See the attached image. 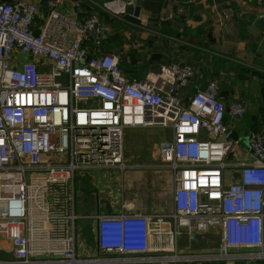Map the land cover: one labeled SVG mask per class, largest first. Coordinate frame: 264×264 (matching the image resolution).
<instances>
[{
    "label": "built area",
    "instance_id": "built-area-1",
    "mask_svg": "<svg viewBox=\"0 0 264 264\" xmlns=\"http://www.w3.org/2000/svg\"><path fill=\"white\" fill-rule=\"evenodd\" d=\"M63 1L44 0L38 36V0L0 2V240L12 253L0 264L264 263V135L233 137L215 82L184 101L189 65L132 80L122 53L90 55L87 44L100 46L112 27L63 14ZM132 5L99 8L124 20ZM228 113L238 120L246 108L234 102ZM153 127L173 135L154 168L172 174V212L130 213L123 202L120 213L91 215L99 255L78 257L77 176L134 169L125 133ZM213 230L215 250H182Z\"/></svg>",
    "mask_w": 264,
    "mask_h": 264
},
{
    "label": "crops",
    "instance_id": "crops-1",
    "mask_svg": "<svg viewBox=\"0 0 264 264\" xmlns=\"http://www.w3.org/2000/svg\"><path fill=\"white\" fill-rule=\"evenodd\" d=\"M14 1L0 0L8 4ZM110 1L64 0L59 8L63 14L79 20L96 15L101 22L112 27L111 34L107 36L109 40L106 39L103 44L101 42L100 46L87 44L91 55H99L106 50L122 51L123 58H127L122 62L125 73L128 77L130 74L131 77L140 74L141 78L137 76L136 80H142L147 75L158 72L162 66L172 63L189 65L193 69V77L187 88L180 91L184 101L196 92H201L206 84L215 82L220 87V99L226 107V122L234 132L233 137L241 140V137H247L251 131L264 135V33L259 36L257 33L254 36L253 31L251 32L256 18L264 17V0H164L167 3L161 8V14H154L152 18L155 22L166 23L160 27L159 32L145 28L148 15L143 14L141 17L143 25L138 27L100 10L99 6ZM122 1L129 3L135 0ZM38 3L40 12L35 21L38 27L36 33H39L48 12L44 0H38ZM234 102H241L246 108V115L238 120H232L228 113ZM153 128L128 129L125 133L135 138L132 139L131 146L126 142L125 163L135 167L129 170L139 172L134 175L136 183L142 179V173L147 171L171 174L167 169H154L160 162L161 149L171 142L164 141L149 147L148 144L153 141L150 135ZM139 146L155 151L153 158L148 160L147 154H139L136 151ZM140 158H145V162H132ZM101 172L96 170L79 174L76 179L74 211L79 218L75 226V241L76 254L80 258L99 255L96 222L89 216L96 213H120L123 202L127 207L126 211L130 213L162 214L150 212L141 206L138 209L132 203L133 198L127 199L128 202L125 200V185L122 179L124 175L121 176L122 188L117 196V199L121 197V201L116 208L107 206L106 209H102L104 188L97 177ZM113 185L114 183H110L106 192H109ZM172 210L173 206L171 212ZM84 234H87V239L84 238ZM206 236L198 237L197 242L192 244L184 242L181 244L182 250L198 252L215 250L216 245L205 248ZM2 247L9 248L0 240V248Z\"/></svg>",
    "mask_w": 264,
    "mask_h": 264
},
{
    "label": "rangeland",
    "instance_id": "rangeland-1",
    "mask_svg": "<svg viewBox=\"0 0 264 264\" xmlns=\"http://www.w3.org/2000/svg\"><path fill=\"white\" fill-rule=\"evenodd\" d=\"M151 138L153 141L148 146H154L156 143L160 142H172L173 135L172 131L168 128H160L155 127L152 129ZM132 136V135H131ZM128 133L125 134V145L126 142L129 146L132 145V138ZM247 137H241L242 143H246ZM146 141V140H145ZM144 141V142H145ZM142 143V141H141ZM158 144V146H159ZM138 153L147 154L146 159L150 160L153 158V150L145 149V147L141 148L140 146L137 148ZM141 159V160H140ZM132 161L133 163H144L145 158H140ZM101 174H98V181L101 182L102 187L104 188L103 193V202L102 209H106L107 206H110L112 209L116 208L118 203L121 201V197L117 199L119 195V191L121 187V174L116 173L111 170H101ZM139 172L127 170L122 178L124 181L125 189L124 192L126 194L125 200L134 199L133 204L137 206L139 209L140 206L142 208L148 209L150 212L155 211L156 213L167 214L171 212V195H172V176L168 172H157V171H147L142 173V179H140L137 183L135 182L134 175ZM110 183H114V185L109 189V192H106V189L110 187ZM115 188V189H114ZM123 190V189H121ZM117 192V194H116ZM153 196L155 198L153 199ZM128 202V201H127ZM144 204H143V203ZM84 238L87 239V234H84ZM220 235L216 230L211 231L207 234L205 239V248L215 247L219 243ZM4 248V247H2ZM6 251H0V258H10L12 253L9 248H4ZM211 249V248H210ZM214 249V248H213ZM196 251V250H195Z\"/></svg>",
    "mask_w": 264,
    "mask_h": 264
},
{
    "label": "water",
    "instance_id": "water-1",
    "mask_svg": "<svg viewBox=\"0 0 264 264\" xmlns=\"http://www.w3.org/2000/svg\"><path fill=\"white\" fill-rule=\"evenodd\" d=\"M167 1L164 2V0H135L134 5L126 8L124 20L126 22L133 23L134 25H136L138 27H142V25H143L142 19L143 18H141V17L143 16V14L148 15L147 16L148 20L145 21V28L159 32L160 27L164 26L166 23L155 22L152 18L154 16V14H157V15L161 14V8L165 7ZM255 29H257L258 32H255L256 31ZM251 32L254 36H256L257 33H258L257 34L258 36L261 35L262 33H264V17L256 18L253 26L251 27ZM35 35L38 36L39 33H36ZM126 59L127 58H123L122 61L125 62ZM207 86H208V84L205 85V88L201 89V92H205Z\"/></svg>",
    "mask_w": 264,
    "mask_h": 264
},
{
    "label": "trees",
    "instance_id": "trees-1",
    "mask_svg": "<svg viewBox=\"0 0 264 264\" xmlns=\"http://www.w3.org/2000/svg\"><path fill=\"white\" fill-rule=\"evenodd\" d=\"M108 36H109V35H108ZM106 39L109 40L110 38L106 37V38L102 41V44L104 43V41H105V42L107 41ZM121 52H122V51H119V50L115 49V50H110V51H107V50H106L105 53L121 54ZM90 55H91V54H90ZM92 56H93V55H92ZM122 58H123V54H122V56H121V62H120V64H121L122 70H123L124 73H125V70H124V68H123V63H122L123 61H122ZM138 74H139V73H138ZM137 76H138V77H137ZM137 76L135 75L134 77H133V76L131 77V74H130L129 77H130L132 80H136L135 77H137V78L140 77V78H141L140 74L137 75ZM186 88H187V87H186ZM184 89H185V88H184ZM182 90H183V89H182Z\"/></svg>",
    "mask_w": 264,
    "mask_h": 264
}]
</instances>
